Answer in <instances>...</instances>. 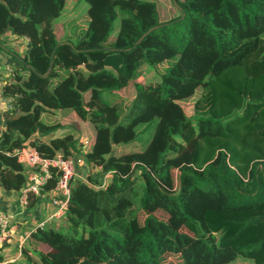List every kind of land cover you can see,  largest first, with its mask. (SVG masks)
<instances>
[{"label":"trees","instance_id":"1","mask_svg":"<svg viewBox=\"0 0 264 264\" xmlns=\"http://www.w3.org/2000/svg\"><path fill=\"white\" fill-rule=\"evenodd\" d=\"M175 1L179 16L162 22L153 1L85 0L87 27L59 40L54 21L66 0H0V35L28 40L19 58L27 77L16 74L2 89L12 100L0 135L1 187L25 188L32 170L14 151L26 146L45 158L80 153L100 168L71 179L63 221L36 227L31 237L41 247L25 264H161L164 254L180 264H264V160H252L243 177L221 150L204 166L200 146L243 115L248 91L264 89V0ZM167 60L158 79L133 83L127 107L113 102ZM231 86L246 88L245 106L215 115L217 97ZM198 88L204 93L187 117L180 102ZM253 102L263 103L264 93ZM54 110L94 126L90 150L81 153L71 133L38 139L63 127L43 121ZM148 129L144 148L114 152ZM105 173L110 182L102 186ZM57 176L52 169L39 194ZM39 194L29 192L27 205ZM139 213L143 233L135 236Z\"/></svg>","mask_w":264,"mask_h":264},{"label":"rangeland","instance_id":"2","mask_svg":"<svg viewBox=\"0 0 264 264\" xmlns=\"http://www.w3.org/2000/svg\"><path fill=\"white\" fill-rule=\"evenodd\" d=\"M148 1H153L156 3L160 20L162 22L179 16V12L177 8L172 5L171 0ZM87 9L88 4L85 2V0H66V4L61 16L54 21L55 31L59 40L73 38L75 34H78L81 30H84L87 27L89 21ZM119 22L120 19L117 18L115 20L116 28H118ZM171 62L172 60H167L163 64L148 69L135 81H131L115 100H117V102H120L123 107H127L135 95L133 83L137 82L146 84L149 81L158 79L159 74L164 72L166 67L170 65ZM240 79L243 80V78L241 77ZM222 80H225V76L222 77ZM247 90H250V88H248ZM203 93V89L198 88L192 97L180 102L187 117H193L194 103L200 98V96H202ZM263 93L264 89L258 90L256 88H253L251 91H248L247 98H249L250 101L246 105L243 115L239 116L234 122L227 125L224 135L218 138L205 137L200 140L201 160L204 166L215 157L217 151L221 150L228 158L229 164L233 168H235L243 177H246L247 169L252 160H264V102L261 104L253 102V100L255 101L256 98L262 96ZM242 96H246L245 87L231 86L230 89L225 91V94H222L221 97H217V100L213 107L214 114L217 116L227 115L233 108H236L239 111L245 106L243 105V103L241 105ZM238 113L241 112L239 111ZM252 116L254 117L252 118ZM42 117L43 121H45L44 115ZM89 129H86L85 136H90L89 133H91L92 131H90ZM137 129L142 130V126H139ZM148 132L149 129L145 133L140 135L135 142L122 146V149L119 151L116 148L114 152L116 154H119V152L122 153L129 150H139L144 148L147 144L149 136L151 135ZM77 168V171L84 169L87 175L89 173H93L91 169L89 167H85L84 164L80 166L78 163ZM108 176L109 175H107V177H105V175L103 176V181L105 182V184L110 182V178ZM138 215L139 222H134L135 236H139L141 233H143V213H139ZM161 264L180 263L178 262V260L172 258L171 256L168 257L166 254H164L161 259ZM230 264H253V262L247 260H238Z\"/></svg>","mask_w":264,"mask_h":264},{"label":"crops","instance_id":"3","mask_svg":"<svg viewBox=\"0 0 264 264\" xmlns=\"http://www.w3.org/2000/svg\"><path fill=\"white\" fill-rule=\"evenodd\" d=\"M27 41L26 37L13 35L10 32L0 35V135L4 129L3 113L11 110L10 102L12 100L11 97L3 95L2 89L5 84L13 81L16 74L27 77L28 71L19 61V58H23L28 53ZM8 65L12 68L11 72L6 69ZM123 90L117 91L115 97L117 98ZM113 102L118 103L115 99ZM43 115L46 123L57 122L62 124L63 127L38 136L39 140L48 142L51 138L71 133L77 140L76 147L81 153L90 150L95 135V129L92 124L82 121L71 111L54 110L51 113H44ZM87 128H90L89 130L92 131L89 133L90 136H85ZM58 154L60 153H56V155ZM79 155L81 154H75L80 166L84 164L93 173L100 169L95 165H88L83 160V157ZM25 167L30 170L28 166L25 165ZM77 174L86 180L87 173H85L84 169L77 171ZM104 175L107 177L109 173H105ZM104 185L105 182L102 181V186ZM22 190L17 192L6 191L0 185V211L10 214L12 218L11 235L4 246L0 248V264H25L28 256L35 258L33 249L41 246L39 242L31 237V233L37 226L49 220L63 221L62 216L54 215L56 214V208L52 204L54 195L52 189L39 194V200L32 206L22 205Z\"/></svg>","mask_w":264,"mask_h":264},{"label":"built area","instance_id":"4","mask_svg":"<svg viewBox=\"0 0 264 264\" xmlns=\"http://www.w3.org/2000/svg\"><path fill=\"white\" fill-rule=\"evenodd\" d=\"M6 69L10 72L12 71V68L9 65L6 66ZM14 152L18 156V161L32 170L28 175V183L22 190V205H27V195L29 192L35 195L40 193L41 187L45 184L46 180L50 178L51 170L54 169L58 172L57 182L52 188L54 193L52 203L56 207V214L54 215H63L67 209L70 181L73 177L78 176V160L70 156L63 157L61 154L55 155L51 158H45L40 155L35 148L29 146L22 149H16ZM11 228V215L5 212H0V248H2L8 241L11 235Z\"/></svg>","mask_w":264,"mask_h":264},{"label":"water","instance_id":"5","mask_svg":"<svg viewBox=\"0 0 264 264\" xmlns=\"http://www.w3.org/2000/svg\"><path fill=\"white\" fill-rule=\"evenodd\" d=\"M172 2H173V4H174V6L176 5V1L175 0H172ZM153 28H151L150 30H152ZM143 37V36H142ZM64 43H66V44H71L70 42H68V41H64V42H60V45L61 44H64ZM46 76V75H45Z\"/></svg>","mask_w":264,"mask_h":264}]
</instances>
